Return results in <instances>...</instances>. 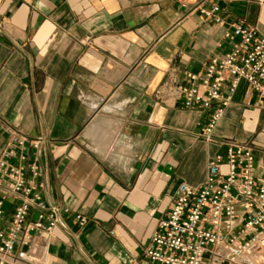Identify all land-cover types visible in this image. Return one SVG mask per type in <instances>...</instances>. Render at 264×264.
Wrapping results in <instances>:
<instances>
[{"label":"crops","instance_id":"1","mask_svg":"<svg viewBox=\"0 0 264 264\" xmlns=\"http://www.w3.org/2000/svg\"><path fill=\"white\" fill-rule=\"evenodd\" d=\"M183 2L0 0V157L13 132L41 138V193L88 221L36 236L39 264H133L177 186L204 184L229 143L264 167V103L246 82L210 141L208 114L164 88L227 52L235 23L264 37V0Z\"/></svg>","mask_w":264,"mask_h":264},{"label":"built area","instance_id":"2","mask_svg":"<svg viewBox=\"0 0 264 264\" xmlns=\"http://www.w3.org/2000/svg\"><path fill=\"white\" fill-rule=\"evenodd\" d=\"M219 11L213 6L202 13L221 24ZM231 29L227 52L211 58L202 71L185 72L183 83L173 80L164 85L176 90L185 110L208 114L206 141L241 82L264 103V37L242 23ZM9 137L0 157V264H39L36 236L51 235L73 212L50 204L41 193L42 139L18 132ZM257 170L248 144L229 143L225 158H212L204 184L177 186L170 210L133 264H264V167ZM7 201H13V212L4 225ZM72 215L83 230L86 217Z\"/></svg>","mask_w":264,"mask_h":264}]
</instances>
